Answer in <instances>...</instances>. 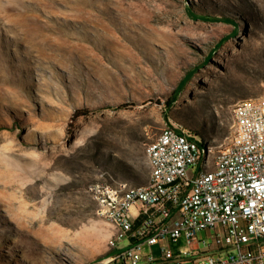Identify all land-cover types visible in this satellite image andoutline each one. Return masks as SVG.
<instances>
[{"label":"rangeland","instance_id":"1","mask_svg":"<svg viewBox=\"0 0 264 264\" xmlns=\"http://www.w3.org/2000/svg\"><path fill=\"white\" fill-rule=\"evenodd\" d=\"M263 92L264 0H0V264H99L93 174L146 184L165 125L216 151Z\"/></svg>","mask_w":264,"mask_h":264},{"label":"built area","instance_id":"2","mask_svg":"<svg viewBox=\"0 0 264 264\" xmlns=\"http://www.w3.org/2000/svg\"><path fill=\"white\" fill-rule=\"evenodd\" d=\"M232 114L229 142L211 147L207 170L196 168L195 133L171 124L144 146L152 186L93 174L85 189L112 226L99 264H264V95Z\"/></svg>","mask_w":264,"mask_h":264},{"label":"bare ground","instance_id":"3","mask_svg":"<svg viewBox=\"0 0 264 264\" xmlns=\"http://www.w3.org/2000/svg\"><path fill=\"white\" fill-rule=\"evenodd\" d=\"M264 95L263 94L259 95V96H254V97H245V98H241L238 101L239 102H247V104H256V100L258 99H262ZM238 101L236 103H238ZM232 122H233V114H232ZM166 128H171V125H165L162 129H166ZM183 130H187L183 127H181ZM189 131V130H187ZM196 137V156H195V164H196V168L197 170H207V159L209 157V152H210V148L209 146L200 138V137ZM148 144V143H147ZM107 173V172H104ZM114 181H116L114 179ZM148 186H152V168H149V176H148V180L146 184H142V185H127L126 184H122L120 183V187H135V188H144V187H148ZM93 200L95 201V195H91Z\"/></svg>","mask_w":264,"mask_h":264},{"label":"trees","instance_id":"4","mask_svg":"<svg viewBox=\"0 0 264 264\" xmlns=\"http://www.w3.org/2000/svg\"><path fill=\"white\" fill-rule=\"evenodd\" d=\"M86 110H87L86 108L83 109V110H78V111L75 110L74 113H73V115H74V116H77V115H80V114H82V113L85 114V113H86ZM160 263H162V262H147V263H144V264H160Z\"/></svg>","mask_w":264,"mask_h":264}]
</instances>
